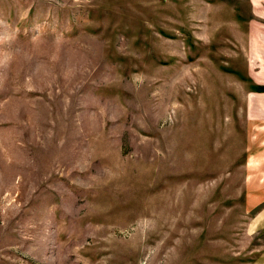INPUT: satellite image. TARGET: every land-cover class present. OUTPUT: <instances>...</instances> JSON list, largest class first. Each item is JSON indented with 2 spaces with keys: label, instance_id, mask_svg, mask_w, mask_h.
Masks as SVG:
<instances>
[{
  "label": "rangeland",
  "instance_id": "374dc122",
  "mask_svg": "<svg viewBox=\"0 0 264 264\" xmlns=\"http://www.w3.org/2000/svg\"><path fill=\"white\" fill-rule=\"evenodd\" d=\"M261 4L0 0V264H264Z\"/></svg>",
  "mask_w": 264,
  "mask_h": 264
},
{
  "label": "crops",
  "instance_id": "0c3cea01",
  "mask_svg": "<svg viewBox=\"0 0 264 264\" xmlns=\"http://www.w3.org/2000/svg\"><path fill=\"white\" fill-rule=\"evenodd\" d=\"M258 2H260V4L261 3H264V0H258ZM255 5H256V2L254 3ZM262 5V4H261ZM260 14V13H259ZM255 28H257L258 30V32H261V33H264V29H261V28H259V26H257V27H255ZM250 32V30L248 31V33ZM258 81V80H257ZM262 82H264V80H262Z\"/></svg>",
  "mask_w": 264,
  "mask_h": 264
},
{
  "label": "trees",
  "instance_id": "16d2710c",
  "mask_svg": "<svg viewBox=\"0 0 264 264\" xmlns=\"http://www.w3.org/2000/svg\"><path fill=\"white\" fill-rule=\"evenodd\" d=\"M253 89L255 90H264V85H253Z\"/></svg>",
  "mask_w": 264,
  "mask_h": 264
}]
</instances>
